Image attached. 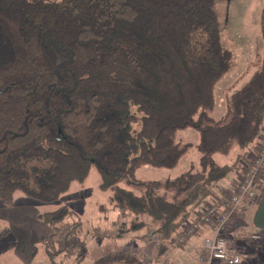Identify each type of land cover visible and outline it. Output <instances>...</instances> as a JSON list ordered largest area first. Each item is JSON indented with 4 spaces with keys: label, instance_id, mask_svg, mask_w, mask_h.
I'll list each match as a JSON object with an SVG mask.
<instances>
[{
    "label": "trees",
    "instance_id": "1",
    "mask_svg": "<svg viewBox=\"0 0 264 264\" xmlns=\"http://www.w3.org/2000/svg\"><path fill=\"white\" fill-rule=\"evenodd\" d=\"M229 1L0 0V203L21 193L55 204L95 168L101 189L114 191L122 232L151 220L152 239L180 233L244 172L264 130V65L232 96L226 120L210 115L233 65L216 11ZM186 129L200 136L197 170L166 189L137 182L139 168L179 167ZM72 212L44 216L53 228ZM94 264L145 263L121 249Z\"/></svg>",
    "mask_w": 264,
    "mask_h": 264
},
{
    "label": "rangeland",
    "instance_id": "2",
    "mask_svg": "<svg viewBox=\"0 0 264 264\" xmlns=\"http://www.w3.org/2000/svg\"><path fill=\"white\" fill-rule=\"evenodd\" d=\"M263 2L230 0L216 7L223 27V47L229 49V41L235 39L231 45L236 54L229 74L214 89L215 107L210 115L216 121L229 117L232 95L263 69L264 35L261 34L256 45L245 43L244 40L241 43L237 41H241L242 36L245 40L251 37L255 25L262 27L263 20L259 21L260 11L256 9ZM176 140L182 147L191 146L176 170L142 167L137 169L134 179L142 183H156L166 189L169 186L167 184L181 176H188L187 173L191 174L192 169L197 170L201 159V153L196 148L200 140L199 133L186 129L177 134ZM101 184V175L93 168L83 184L74 183L70 191L55 204H42L21 193L17 194L13 206L0 203V264H94L108 251L120 252L121 249L145 264H164L165 261L158 255L164 247L155 246L149 241V236L156 229L155 223L147 220L150 228L129 225V231L122 232L119 229L121 216L115 208L114 191H103ZM65 207L73 211L68 219L50 227L44 215ZM63 247H68L70 252H62ZM251 258V255L247 257V261ZM168 260L171 264L175 261Z\"/></svg>",
    "mask_w": 264,
    "mask_h": 264
},
{
    "label": "built area",
    "instance_id": "3",
    "mask_svg": "<svg viewBox=\"0 0 264 264\" xmlns=\"http://www.w3.org/2000/svg\"><path fill=\"white\" fill-rule=\"evenodd\" d=\"M248 162H243L244 172L237 173L231 192L204 202L183 227L182 231L168 242L153 238L151 244L171 249L186 248L198 234L203 236L202 247L197 260L201 264H243L250 254L241 251L239 234L245 228H231L232 219L258 202L261 187L258 177L264 172V130L259 143L250 149ZM70 230H73L70 228ZM246 230H249L247 228ZM64 234V233H63ZM67 233H65L66 235ZM64 237V236H63ZM70 237V236H69ZM258 231L251 234L252 241H258ZM165 264H169L166 262Z\"/></svg>",
    "mask_w": 264,
    "mask_h": 264
},
{
    "label": "crops",
    "instance_id": "4",
    "mask_svg": "<svg viewBox=\"0 0 264 264\" xmlns=\"http://www.w3.org/2000/svg\"><path fill=\"white\" fill-rule=\"evenodd\" d=\"M258 9L260 11L259 21H261L264 19V2L258 5L256 10ZM261 34L263 35L262 27L259 24H257L255 25L253 32L251 33V37L245 40V38L242 36L241 41L239 39H237V41L241 43L244 40L245 43L256 45L257 43H259V40L261 39ZM234 41L235 39L231 40V42L229 41L230 48L229 49L226 48V50H228L232 54L233 58L236 55L232 46L234 44ZM263 42H264V36H263ZM229 72L227 74H229ZM251 80L248 79L247 82H245L244 86L248 84ZM258 143L259 140L255 144V146ZM232 179H229V181H225L224 183H221L220 188L222 192L217 193L218 197H220L224 192L232 191V187H233L232 185L234 181ZM225 186L227 187V189L223 190V187L225 188ZM16 196L17 194L15 195V198ZM14 203H15V199H14ZM230 227L235 229L244 228V227L249 228V230H246L247 228H245L244 231H241L239 234V239L240 242L242 243V248L244 249L243 253L245 255L250 254L252 256V258L249 259V261L243 264H264V186L261 189V195L260 198L258 199V202L252 207L247 208L243 213L235 216L232 219ZM254 231H258V233L261 235L260 240L258 241L251 240V234ZM205 235H207L206 231L204 233L198 234L196 238L190 240L189 245L186 248L178 249L179 250L178 252L177 250H171V251L167 250L164 256L162 257L163 260L164 261L167 260L169 264H171V261L168 260L169 258L171 260L172 259L175 260L174 262L172 261L174 264H201L198 262L197 257L202 247L203 236ZM149 238L152 239V235H150ZM147 240L148 239H146V241Z\"/></svg>",
    "mask_w": 264,
    "mask_h": 264
},
{
    "label": "bare ground",
    "instance_id": "5",
    "mask_svg": "<svg viewBox=\"0 0 264 264\" xmlns=\"http://www.w3.org/2000/svg\"><path fill=\"white\" fill-rule=\"evenodd\" d=\"M186 192V191H185ZM75 226V225H74ZM71 227H72V225H71ZM75 228H76V226H75ZM75 228L73 229V230H75ZM80 229V228H79ZM74 232H76V231H74ZM165 241V240H164ZM168 242V241H167Z\"/></svg>",
    "mask_w": 264,
    "mask_h": 264
}]
</instances>
